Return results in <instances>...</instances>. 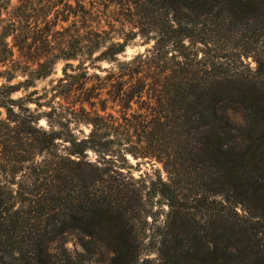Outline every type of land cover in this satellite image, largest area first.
Masks as SVG:
<instances>
[{"label": "trees", "instance_id": "trees-1", "mask_svg": "<svg viewBox=\"0 0 264 264\" xmlns=\"http://www.w3.org/2000/svg\"><path fill=\"white\" fill-rule=\"evenodd\" d=\"M9 2L0 0V264H74L52 253L69 235L118 264H264V0H47L75 32L55 57L116 61L83 63L78 75L64 67L47 111L12 97L28 88L11 83L19 58L34 55L2 17ZM110 6L135 29L121 41L93 25ZM137 36L150 47L117 61ZM127 154L161 163L166 179L135 178ZM156 197L167 208L152 247L159 263H139Z\"/></svg>", "mask_w": 264, "mask_h": 264}, {"label": "rangeland", "instance_id": "rangeland-1", "mask_svg": "<svg viewBox=\"0 0 264 264\" xmlns=\"http://www.w3.org/2000/svg\"><path fill=\"white\" fill-rule=\"evenodd\" d=\"M47 0H10L8 8L2 11V17L4 20L15 19L17 21L16 34L20 39H27V43L31 45L30 53L32 56H27L29 58L23 57L19 58L18 65H16L15 78L11 83H17L18 81L25 82L28 88H22L19 91L12 94L14 99L28 95L31 102L27 106L33 111H47L48 104H50L51 97L55 90L52 87L56 85L58 79L63 76V68L67 69V73L72 75H78L81 72V65H100L102 68L113 67L114 62L108 61H95L91 62L88 57L83 55L78 56L75 60H63L55 57L54 55L61 56L64 53L61 49H68L71 45L70 33L73 32V26L69 21H57L54 18V10L46 5ZM97 22L94 21L93 25H100L108 29V38L113 41L122 40L123 33H131L130 31H135L128 21V18L123 14L122 10L110 6L109 8L102 9L99 14ZM81 26L80 23H78ZM80 28V27H79ZM4 31L0 27V34ZM82 31V29H79ZM10 41V37L8 38ZM150 43H145L142 37L137 36L134 39L129 40L125 51L117 55V61H124L129 59L131 56L138 52H143L146 48L150 47ZM14 51H16L14 49ZM26 53V50H25ZM18 56V52H15ZM45 58L42 59V64L40 66L36 65L34 59L41 56ZM30 59V60H28ZM54 61V63H53ZM67 63V64H66ZM254 66V63H250ZM4 69L0 67V70ZM90 72H96L103 75L102 71L98 69L89 68ZM39 75H45L39 77ZM70 81L71 79H67ZM4 79L0 78V83ZM55 103L53 105L58 106L61 103L65 104L64 99L59 97L55 98ZM43 104L42 106H37L36 103ZM1 118H4V113H2ZM77 117H66L70 122V128L73 129L77 136H82L87 134L89 127L83 123H77L74 121ZM62 119L66 122L63 117H53L52 120L58 121ZM39 125L43 128L50 130L51 126L46 117H40ZM56 130L63 129L61 126H55ZM88 158L94 161L97 157L92 151H88ZM128 163L131 165L130 172L135 178H143L144 180H149L150 178H155L160 176L166 179V173L161 165V163L147 158H134L130 154H127ZM3 175L0 171V178ZM15 188V186H13ZM158 197L154 198L152 212L154 216L147 218V223L143 225L145 227V236L140 250L139 263L143 259L148 258L154 263H159V258L156 252L153 250V245L155 242L156 226L160 225L164 221V213L166 211V206L161 204V200L157 201ZM237 211L241 214L247 215V211L238 206ZM57 244V243H56ZM60 245V246H59ZM66 250L74 260V264H118L110 258V255L105 253V250L101 249L102 255L91 254L84 250L80 242L74 236H66L64 241L58 243V247L54 246L52 253L54 257L61 258ZM101 257V261L97 262L96 259ZM146 264V263H144Z\"/></svg>", "mask_w": 264, "mask_h": 264}]
</instances>
